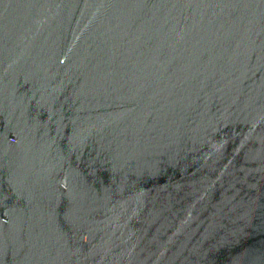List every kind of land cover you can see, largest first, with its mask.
Wrapping results in <instances>:
<instances>
[{"label":"water","instance_id":"water-1","mask_svg":"<svg viewBox=\"0 0 264 264\" xmlns=\"http://www.w3.org/2000/svg\"><path fill=\"white\" fill-rule=\"evenodd\" d=\"M0 264H264V0H0Z\"/></svg>","mask_w":264,"mask_h":264}]
</instances>
